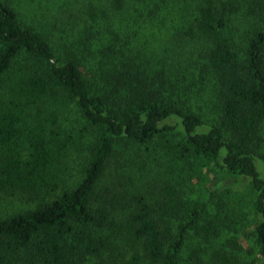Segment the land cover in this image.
Instances as JSON below:
<instances>
[{"label": "trees", "instance_id": "1", "mask_svg": "<svg viewBox=\"0 0 264 264\" xmlns=\"http://www.w3.org/2000/svg\"><path fill=\"white\" fill-rule=\"evenodd\" d=\"M24 1L0 0V200L33 207L0 264H264V0Z\"/></svg>", "mask_w": 264, "mask_h": 264}, {"label": "rangeland", "instance_id": "2", "mask_svg": "<svg viewBox=\"0 0 264 264\" xmlns=\"http://www.w3.org/2000/svg\"><path fill=\"white\" fill-rule=\"evenodd\" d=\"M26 1V0H25ZM24 1V2H25ZM25 5H28L27 3H25ZM30 5H28L27 7H25V11L23 10V13H25V15H27L28 17H30L31 14V10L29 8ZM27 9V10H26ZM18 10V9H17ZM64 17V18H63ZM48 27H50V31H46L48 32L47 34L50 36V41L53 43L54 47L56 46V44L60 41L61 39V32H62V28L63 26H65V16L60 15L59 18L61 19H57V25H54V22H56V20H52L53 17L52 16H45L44 17ZM58 55V54H57ZM61 56V58L64 57L63 55H58ZM69 116V121L67 123V125L70 127V123H74L76 121V116L73 113L68 114ZM174 139H177V134L172 136ZM172 138V139H173ZM74 160V161H73ZM71 161L75 162V165H73V172H76V166L79 163V159H77V156H74V159ZM33 207V204H25V202L20 199V198H7V199H3L0 200V218L1 217H5V216H9L18 212H21L27 208ZM249 225H245V227L243 228L244 233L243 234H247L249 233ZM242 231V232H243ZM241 242L243 243L245 241V239L243 237L240 238ZM243 245L246 247V242L243 243ZM249 261V258H248ZM253 261V262H252ZM249 264H262L258 259L257 256H254V260L251 256L250 261L247 262Z\"/></svg>", "mask_w": 264, "mask_h": 264}]
</instances>
